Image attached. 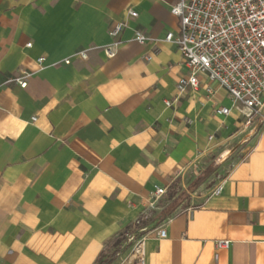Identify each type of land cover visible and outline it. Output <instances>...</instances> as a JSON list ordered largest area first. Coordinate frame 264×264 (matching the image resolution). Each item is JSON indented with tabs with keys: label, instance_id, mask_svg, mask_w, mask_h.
Returning <instances> with one entry per match:
<instances>
[{
	"label": "crops",
	"instance_id": "1",
	"mask_svg": "<svg viewBox=\"0 0 264 264\" xmlns=\"http://www.w3.org/2000/svg\"><path fill=\"white\" fill-rule=\"evenodd\" d=\"M174 1L0 0V264H95L137 220L166 230L145 264H264V125L202 75L177 96L188 69L163 40Z\"/></svg>",
	"mask_w": 264,
	"mask_h": 264
},
{
	"label": "built area",
	"instance_id": "2",
	"mask_svg": "<svg viewBox=\"0 0 264 264\" xmlns=\"http://www.w3.org/2000/svg\"><path fill=\"white\" fill-rule=\"evenodd\" d=\"M169 11L178 19V30L176 34L166 33L163 40L176 47L188 69V74L176 83L177 96L188 87L196 89L198 76L202 75L226 92L231 109L239 113L245 125H251L255 119L264 125V0H175ZM127 14L131 18L137 16L132 10ZM124 27L125 24L117 23L110 29L112 41L102 49L108 58L115 56ZM133 40L143 46L149 39L135 30ZM26 46L30 47V44ZM74 56L85 60L86 50L78 51ZM69 62V59L63 61L66 65ZM29 76L23 73L13 81L25 88ZM171 104L165 102L168 107ZM231 109L219 108L215 113L227 116ZM194 173L198 176L197 171ZM165 194L164 188H156L152 196L158 199ZM165 237L163 226L147 231L140 228V220H137L124 234L114 261L117 264H145L146 240ZM215 245L218 249L227 248L229 242L217 241Z\"/></svg>",
	"mask_w": 264,
	"mask_h": 264
},
{
	"label": "trees",
	"instance_id": "3",
	"mask_svg": "<svg viewBox=\"0 0 264 264\" xmlns=\"http://www.w3.org/2000/svg\"><path fill=\"white\" fill-rule=\"evenodd\" d=\"M215 168H206L201 174H199L188 186V190L193 191L196 188H198L208 177L209 175L214 171ZM173 193L169 194V198L173 197ZM184 192H180L177 197L175 198L176 201L180 199V197H183ZM122 232L113 242L111 243L110 247L107 248V251L103 252L99 258L97 259L95 264H112L115 260L116 254L119 250L120 244L122 242L123 236L126 233Z\"/></svg>",
	"mask_w": 264,
	"mask_h": 264
},
{
	"label": "rangeland",
	"instance_id": "4",
	"mask_svg": "<svg viewBox=\"0 0 264 264\" xmlns=\"http://www.w3.org/2000/svg\"><path fill=\"white\" fill-rule=\"evenodd\" d=\"M184 197V194H183ZM183 197H180L182 199ZM166 203V197L163 198L162 201H160V204L163 206ZM178 201H174L173 203H170L169 205H166V207L163 209L161 216H159V219L165 218L166 215H168L173 209L177 206Z\"/></svg>",
	"mask_w": 264,
	"mask_h": 264
}]
</instances>
